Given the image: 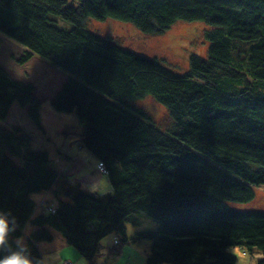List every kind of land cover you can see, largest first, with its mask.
<instances>
[{
	"label": "trees",
	"instance_id": "1",
	"mask_svg": "<svg viewBox=\"0 0 264 264\" xmlns=\"http://www.w3.org/2000/svg\"><path fill=\"white\" fill-rule=\"evenodd\" d=\"M89 18L151 36L180 21L206 22L209 54L192 56L189 71L177 74L91 32ZM0 34L24 49L20 65L38 56L68 76L51 104L76 114L77 146L112 188L101 195L74 184L31 136L0 126V216L9 225L0 258L22 251L40 264L38 244L56 233L88 264L110 235L112 255L150 241L144 264H238V250L264 253V212L227 204L252 201L253 186L264 185V0H0ZM34 92L0 66V120L17 105L43 130ZM147 96L169 110L167 131L132 103ZM47 193L40 206L36 197ZM139 214L157 228L129 236Z\"/></svg>",
	"mask_w": 264,
	"mask_h": 264
},
{
	"label": "rangeland",
	"instance_id": "2",
	"mask_svg": "<svg viewBox=\"0 0 264 264\" xmlns=\"http://www.w3.org/2000/svg\"><path fill=\"white\" fill-rule=\"evenodd\" d=\"M52 18L60 29L72 30L74 27L73 24L62 20L60 17L52 16ZM87 28L96 35L108 37L116 44L139 55L148 58H158L165 67L177 74H185L189 71L190 58L192 56L207 58L211 44L204 33L212 26L202 21L177 22L170 30L158 36L144 34L134 24L114 19L102 21L89 18ZM248 48L247 44L239 43L237 45L238 51H246ZM23 54L24 49L20 45L0 34V66L14 79L27 84L30 83L35 87L34 97L40 101L39 113L43 130L35 126L30 118L27 117L26 111L18 106L12 108L11 115L6 121L0 120V126L20 128L26 134L31 135L34 141V148L47 151L50 158L54 160H61L62 162L60 163L58 161V167L63 171V166L67 163L65 161V154L68 153L67 147L73 144L75 151H77V140L72 137L79 136L82 130L75 113L59 112L51 104V100L65 84L68 76L38 56L33 57L27 64L20 65L18 60ZM132 103L138 107L142 106L152 116L154 119L152 122L159 129L162 131L169 129L172 123L169 110L157 103L153 96L134 100ZM165 124H167L166 128L162 126ZM70 181L74 184H80L85 189L86 185H90L91 191H96L94 189H97V183L91 182V184H88L85 178L71 179ZM253 190L255 197L252 201L248 203L227 202V204L232 209L240 211L264 212V185L253 186ZM136 217L138 218V225L127 226L129 236H133L139 231L155 230L157 228V223L148 215L139 214ZM24 237L22 236L21 238L24 239ZM109 237L113 238L110 235L103 239V247H105L106 241H109ZM150 245V241L143 240L135 246L125 245L123 249L125 247L131 248L135 251L134 253L142 256L145 255V251L149 250ZM234 253L238 257V264H260L261 261H264V253L262 252H247L246 255L238 250ZM125 258L127 260L128 255H125ZM98 262V264L105 263V260H98ZM120 263L118 262L117 264ZM126 263L124 261V264ZM109 264L116 263L112 261Z\"/></svg>",
	"mask_w": 264,
	"mask_h": 264
},
{
	"label": "crops",
	"instance_id": "3",
	"mask_svg": "<svg viewBox=\"0 0 264 264\" xmlns=\"http://www.w3.org/2000/svg\"><path fill=\"white\" fill-rule=\"evenodd\" d=\"M14 106L12 108H14ZM22 110L26 111L28 117V113H27L28 109L26 108ZM11 111L9 113V116L11 115ZM72 138H78V137H72ZM67 149H68V153L65 154V158H66L65 161L67 163L64 164L62 171L64 176L67 177L68 180L85 178L88 184H91V182L97 183L96 184L97 189H94L96 190V192L100 193L101 195L109 194L112 191V188L110 186L109 181H107L106 176H103L97 170V164H98L97 160L93 158L90 155V153L86 151V149H82L79 146H77V151H75L73 144L67 147ZM58 161L59 163L62 162L59 159L54 160V162L56 163H58ZM86 186H87L86 189L92 190L90 185H86ZM51 197L52 195L50 193H47L45 194V196L36 197L37 198L36 201L41 206V204L43 203L45 204V202H48ZM40 208L38 207L37 212H40ZM30 231L31 228L29 227L27 228L26 233L29 234ZM108 240L109 241H106L105 247H103L101 251V256L98 258V260H105V263H101V264H109L112 261H114L116 264L118 262H121L120 264H124V261L127 262L126 264H144V255L141 256L138 253H134L135 251L128 247L122 249L119 254L112 255L109 252L108 247L113 245L114 239L112 237H109ZM19 241L25 242V239H20ZM38 247L42 255V260L40 264H64L65 261L66 262L71 261L75 264H88L83 260L80 254L74 248L68 246L66 244V241L63 239V237L57 233L55 234V240L53 242L40 243L38 244ZM125 255H128L127 260L125 258ZM98 260L96 261V264L99 263Z\"/></svg>",
	"mask_w": 264,
	"mask_h": 264
},
{
	"label": "clouds",
	"instance_id": "4",
	"mask_svg": "<svg viewBox=\"0 0 264 264\" xmlns=\"http://www.w3.org/2000/svg\"><path fill=\"white\" fill-rule=\"evenodd\" d=\"M8 231L9 225L7 218L0 216V245L4 244L5 236ZM0 264H30V262L22 251H13L10 254L5 255L3 258H0Z\"/></svg>",
	"mask_w": 264,
	"mask_h": 264
},
{
	"label": "built area",
	"instance_id": "5",
	"mask_svg": "<svg viewBox=\"0 0 264 264\" xmlns=\"http://www.w3.org/2000/svg\"><path fill=\"white\" fill-rule=\"evenodd\" d=\"M100 170L103 172V173H106V169L101 165L100 166ZM66 264H73L71 262H67Z\"/></svg>",
	"mask_w": 264,
	"mask_h": 264
}]
</instances>
